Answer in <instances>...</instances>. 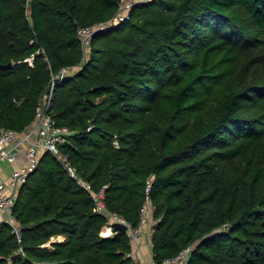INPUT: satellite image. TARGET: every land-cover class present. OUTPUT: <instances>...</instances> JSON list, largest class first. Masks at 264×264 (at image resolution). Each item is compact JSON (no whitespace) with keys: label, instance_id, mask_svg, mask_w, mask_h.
Listing matches in <instances>:
<instances>
[{"label":"trees","instance_id":"obj_1","mask_svg":"<svg viewBox=\"0 0 264 264\" xmlns=\"http://www.w3.org/2000/svg\"><path fill=\"white\" fill-rule=\"evenodd\" d=\"M119 3L0 0V128L34 123L54 85L61 150L107 209L137 227L152 203L156 264L187 246V264H264V0H139L115 22ZM14 214L0 264H139L50 152Z\"/></svg>","mask_w":264,"mask_h":264},{"label":"built area","instance_id":"obj_2","mask_svg":"<svg viewBox=\"0 0 264 264\" xmlns=\"http://www.w3.org/2000/svg\"><path fill=\"white\" fill-rule=\"evenodd\" d=\"M139 0H120L119 9L112 21H120L129 16L133 4ZM103 22L93 25L80 26L78 29L84 52L87 53L92 37L98 28L103 27ZM31 64L34 55L26 58ZM70 72L69 67H63L61 73ZM54 96V85L45 93L37 106V117L34 123L20 131L13 128H0V221H6L13 225L18 236L21 235V226L14 214L15 203L19 196L22 185L27 181L29 174L37 167L43 153L50 152L65 165L68 172L88 191L95 200V210L106 212L109 215L107 223L108 231L103 234L115 232L114 222L121 221L127 224L131 242L136 251H131L133 257L137 252L140 254L144 235H152V224L156 221L153 216V205L148 200L143 206L142 216L137 227H133L123 216L112 213L107 209L104 191H94L90 181L79 174L78 168L70 158L64 154L60 145L67 141L73 133L67 126L57 124L54 115L50 112ZM150 186L147 187V191ZM191 252V246L184 247L180 252L163 260L162 264H187ZM154 253V252H153ZM141 255V254H140Z\"/></svg>","mask_w":264,"mask_h":264},{"label":"crops","instance_id":"obj_3","mask_svg":"<svg viewBox=\"0 0 264 264\" xmlns=\"http://www.w3.org/2000/svg\"><path fill=\"white\" fill-rule=\"evenodd\" d=\"M104 235H110V232L108 234H104ZM64 238H65L64 235H59L58 237H54L53 239L58 240V241H62ZM131 244H132V242H131ZM140 249H141L140 250L141 255L137 252L134 254V256H135L134 258L136 259L137 262H139V264H156V262L154 260L153 243H152V235L151 234L146 233L144 235V239H143V242L141 244ZM132 250H134V252L136 251L133 244H132Z\"/></svg>","mask_w":264,"mask_h":264},{"label":"water","instance_id":"obj_4","mask_svg":"<svg viewBox=\"0 0 264 264\" xmlns=\"http://www.w3.org/2000/svg\"><path fill=\"white\" fill-rule=\"evenodd\" d=\"M10 65H12V62H9L7 64H2L1 67L10 66ZM113 225H114V228L116 230H125L126 231L128 228L127 224L124 222H121V221H115Z\"/></svg>","mask_w":264,"mask_h":264},{"label":"rangeland","instance_id":"obj_5","mask_svg":"<svg viewBox=\"0 0 264 264\" xmlns=\"http://www.w3.org/2000/svg\"><path fill=\"white\" fill-rule=\"evenodd\" d=\"M104 231H108L107 226L104 227Z\"/></svg>","mask_w":264,"mask_h":264}]
</instances>
